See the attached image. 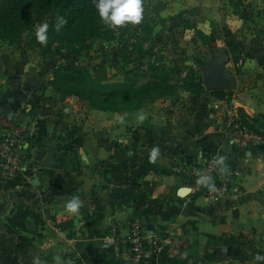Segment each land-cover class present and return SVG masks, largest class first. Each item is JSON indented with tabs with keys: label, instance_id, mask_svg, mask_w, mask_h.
I'll use <instances>...</instances> for the list:
<instances>
[{
	"label": "rangeland",
	"instance_id": "rangeland-1",
	"mask_svg": "<svg viewBox=\"0 0 264 264\" xmlns=\"http://www.w3.org/2000/svg\"><path fill=\"white\" fill-rule=\"evenodd\" d=\"M4 6L0 17H8L11 4ZM143 6L139 24H104L105 33L84 42L49 25L47 44H39L35 31L48 23L46 15H34L24 29L7 25L0 36V99L9 105V112H0V220L13 208L19 224L22 213L42 209L40 199L55 188L33 184L34 173H23L39 149H72L109 127L115 141L119 126L135 121L179 124L207 103L209 112L222 114L223 105L230 107V90H221L226 96L215 110L217 98L203 84L205 69L217 61L223 75L237 81L236 75L258 66L253 54L264 37V0H143ZM71 63L85 75L62 76L60 67ZM90 77L125 82L132 90L123 92L124 99L114 94L102 104L111 110H100L89 102L95 94ZM149 83L156 86L142 89ZM17 252L2 247L0 264H34L39 257L37 251Z\"/></svg>",
	"mask_w": 264,
	"mask_h": 264
},
{
	"label": "crops",
	"instance_id": "crops-1",
	"mask_svg": "<svg viewBox=\"0 0 264 264\" xmlns=\"http://www.w3.org/2000/svg\"><path fill=\"white\" fill-rule=\"evenodd\" d=\"M263 39L256 40L253 54L258 66L236 75L226 97L249 115H264ZM223 101L211 106L216 110ZM0 104V112H9L2 99ZM203 106L179 124L120 125L117 141L109 127L99 139L72 149H39L23 173H34L33 184L55 188L40 199L42 209L23 212L19 224L13 208L5 210L0 249L37 251L34 264H122L114 252L112 224L134 220L150 233L169 227L174 234L156 257L136 264H264L254 260L255 253L264 254V134L254 133L261 142L247 148H231L216 131L209 103ZM154 148L158 155L152 160ZM200 150L241 171L236 188L219 201L190 195L183 186L177 164ZM74 196L81 202L77 214L66 209ZM32 218L37 226L30 224Z\"/></svg>",
	"mask_w": 264,
	"mask_h": 264
},
{
	"label": "built area",
	"instance_id": "built-area-1",
	"mask_svg": "<svg viewBox=\"0 0 264 264\" xmlns=\"http://www.w3.org/2000/svg\"><path fill=\"white\" fill-rule=\"evenodd\" d=\"M215 116L216 131L231 148L244 149L256 140V135L242 123L234 107H226L222 114L217 111ZM218 160L213 152L200 150L194 157L177 164L188 194L208 201H219L231 194L241 178V171ZM111 232L116 258L122 264H136L156 257L165 246L171 245L174 236L169 227L150 233L146 226L134 220L112 224Z\"/></svg>",
	"mask_w": 264,
	"mask_h": 264
},
{
	"label": "trees",
	"instance_id": "trees-1",
	"mask_svg": "<svg viewBox=\"0 0 264 264\" xmlns=\"http://www.w3.org/2000/svg\"><path fill=\"white\" fill-rule=\"evenodd\" d=\"M6 3L11 4V8H9L8 17H0V36L4 34L9 23L15 25L19 30L24 29L31 22L34 15H46L49 25L53 28L57 22V17H63L67 23L59 31L68 34V39H74L78 42H84L93 35L106 32L105 25L95 9L94 0H0V10L5 7ZM60 70L63 71L62 76L67 73L74 76L85 75L84 72L82 73L81 68L73 63L60 67ZM89 81L90 93H95L94 98L89 97V102L97 109L104 111L111 110L108 106L102 105L110 97L115 94L118 99H124L123 92L131 89L125 82L103 83L92 77L89 78ZM152 85L153 87L156 86L155 83H149L143 86L142 89L150 88L149 86ZM212 96L217 99H225L226 93L225 91L215 90L211 93ZM155 97L156 94L152 93L151 98L154 99ZM236 111L242 123L250 131L255 134H264L263 114L249 115L241 108H236Z\"/></svg>",
	"mask_w": 264,
	"mask_h": 264
},
{
	"label": "clouds",
	"instance_id": "clouds-1",
	"mask_svg": "<svg viewBox=\"0 0 264 264\" xmlns=\"http://www.w3.org/2000/svg\"><path fill=\"white\" fill-rule=\"evenodd\" d=\"M95 9L100 20L109 26L122 27L128 24H139L143 18L144 6L143 0H94ZM67 23L63 17H57V22L54 25L55 31H59ZM49 23L43 22L37 26L35 38L41 45H46L49 38ZM144 117L141 115L140 119ZM158 155V149L154 148L151 151V159L155 160ZM223 157H220L218 163H223ZM81 202L78 197H73L66 204V209L71 214H77ZM254 260L257 262L264 261V254L255 253Z\"/></svg>",
	"mask_w": 264,
	"mask_h": 264
},
{
	"label": "water",
	"instance_id": "water-1",
	"mask_svg": "<svg viewBox=\"0 0 264 264\" xmlns=\"http://www.w3.org/2000/svg\"><path fill=\"white\" fill-rule=\"evenodd\" d=\"M203 84L208 91L229 90L235 86L236 80L225 77L219 62L213 61L205 69Z\"/></svg>",
	"mask_w": 264,
	"mask_h": 264
}]
</instances>
